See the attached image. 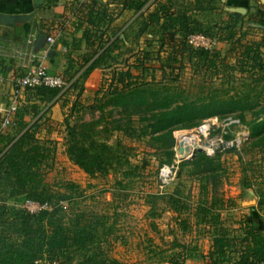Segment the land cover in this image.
Here are the masks:
<instances>
[{
  "label": "trees",
  "instance_id": "obj_1",
  "mask_svg": "<svg viewBox=\"0 0 264 264\" xmlns=\"http://www.w3.org/2000/svg\"><path fill=\"white\" fill-rule=\"evenodd\" d=\"M218 3L73 0L68 22L80 34L70 47L78 50L83 42L84 48L66 56L59 74L65 86L24 88L23 101L0 130V264H39L41 260L70 264L75 257L78 260L72 264H122L108 255L106 233L97 229L101 222L82 212L62 220L58 202L69 200L70 195L54 192L46 181L55 163V141L37 132L48 120L49 105L58 100L62 106L69 103L61 121L64 154L88 177L131 166L128 140L146 139L168 162L174 128L225 114L243 122L242 113L251 112V119L243 122L248 139L239 150L224 153L235 156L239 187L251 189L256 197L251 212L264 214V25H252L243 14L225 11ZM123 12L130 13L128 21L116 25ZM62 25L63 21L41 20L37 33L47 36L54 29L61 31ZM190 34L225 44L224 53L191 47L186 41ZM140 41L144 48L138 46ZM55 43L65 46L60 35ZM152 44L155 49H147ZM120 48L126 53L137 49L131 63L118 59ZM185 69L190 71L189 80L195 81L187 87L179 85ZM92 71L95 88L84 103L80 100L83 83ZM146 71H150L148 79ZM46 72L53 74L47 68ZM85 111L97 116L85 119ZM231 166L221 153L202 152L178 164L176 176L185 168L198 182L194 224L205 228L209 237L201 258L205 264H264V221L243 217L236 221L235 233L219 219L221 199L213 192L228 180ZM61 186L76 189L71 182ZM23 199L46 202L50 209L29 214L6 204ZM166 203L172 212L187 208L178 191L167 195ZM179 224L182 229L187 226L184 220ZM186 253L185 245L175 242L165 263L185 264Z\"/></svg>",
  "mask_w": 264,
  "mask_h": 264
},
{
  "label": "rangeland",
  "instance_id": "obj_2",
  "mask_svg": "<svg viewBox=\"0 0 264 264\" xmlns=\"http://www.w3.org/2000/svg\"><path fill=\"white\" fill-rule=\"evenodd\" d=\"M217 5H221L220 1ZM214 42L210 49L218 50L223 54L226 45L216 40ZM138 46L144 48L141 41ZM147 49H155V44ZM123 51L124 48L117 50L120 53L118 59L126 58L127 62L131 63L133 61L131 55L137 49L134 48L129 53ZM77 52L78 50L75 53ZM119 66L123 67V62H120ZM149 72L146 71L145 79H148ZM189 73L188 69L183 70L179 77L180 86L187 87L191 82H195L189 80ZM154 74L156 79L160 77L159 72L155 71ZM92 83L88 82L87 85L95 88ZM91 97L92 90L82 91L80 100L88 103ZM91 116L96 117L97 113L84 112L85 119ZM242 118L244 121H249L251 112L242 113ZM126 143L132 147V155L129 157L131 166L110 170L103 176L88 177L66 158L62 137L53 169L46 175V181L52 185L54 192L70 195L69 200L58 202L62 220L66 221L75 213L82 212L90 215L93 221L101 222L97 229L106 233L105 236L109 241L108 255L122 264H166V255L175 242L185 245L187 249L185 264H205L201 252H206L209 237L205 228L194 224L193 215L194 205L200 199L197 180L189 176L184 168L179 176L175 174L162 194H156V172L160 164L165 163V156L148 145L146 139L128 140ZM224 157L228 160V164L232 165L228 171L233 170V172L227 181L216 187L213 195L221 199L218 205L221 224L238 233L236 221L245 217L247 220L259 222L258 217L264 219V214L250 211L251 199L255 195L252 192L253 196H251L246 191L248 188L239 187L240 175L234 162L235 156L221 153V158ZM63 182L75 184V192L63 188L61 186ZM175 191L179 192L187 205V208L180 212H172L166 203L167 195ZM206 197H210V194L207 193ZM180 220L186 221L185 229L181 228ZM193 250L196 251L192 252ZM77 260L78 258L75 257L70 264Z\"/></svg>",
  "mask_w": 264,
  "mask_h": 264
},
{
  "label": "crops",
  "instance_id": "obj_3",
  "mask_svg": "<svg viewBox=\"0 0 264 264\" xmlns=\"http://www.w3.org/2000/svg\"><path fill=\"white\" fill-rule=\"evenodd\" d=\"M219 1L225 11L243 14L244 18L251 22L252 25H264V0ZM72 2L73 0H0V13L26 15V19L22 22L10 24L0 22V76L2 77V81L0 82V123L11 105L10 94L12 85L10 79L12 77L21 75L30 65L36 64L39 61L44 63L47 70H51L53 74L59 75L65 68L66 56L68 54L73 55L77 51L72 50L70 47L71 40L73 38L77 39L80 34L79 31L73 32L68 22V8ZM129 16V12H123V17H118L114 23L120 25L122 22L128 21ZM41 20L63 21L62 30L57 31L54 29L49 35H53L54 40L60 35L65 46L55 43L54 45L52 44L53 46L51 45L52 47L47 48L44 43L42 48L34 47L35 40L40 34L37 31L40 29ZM83 48V42H80L78 51H81ZM47 51L51 52L50 56L46 55ZM94 75L95 72L92 71L84 80L83 91L94 90L92 85H87L88 82L90 84L94 82ZM92 84L94 85V83ZM23 99L24 93L22 91L13 104V109ZM68 106L69 103L62 106L60 100L51 103L46 112L48 120L45 125L39 127L37 132L39 137L50 138L55 141V155L58 145L62 141L63 127L61 121ZM25 119L28 120V116ZM4 128L0 126V130ZM246 191L253 196L251 190L246 189ZM254 198L253 196L251 199L250 211L256 203V199ZM6 204L11 205L13 202L7 201ZM247 217L249 218V215ZM258 218L260 219L259 221H264L261 216ZM195 251L193 250L192 252ZM205 253L204 251L201 252L202 255Z\"/></svg>",
  "mask_w": 264,
  "mask_h": 264
},
{
  "label": "built area",
  "instance_id": "obj_4",
  "mask_svg": "<svg viewBox=\"0 0 264 264\" xmlns=\"http://www.w3.org/2000/svg\"><path fill=\"white\" fill-rule=\"evenodd\" d=\"M187 43L193 48L210 49L215 43L213 39L201 34H190L186 38ZM31 42V41H29ZM44 43L49 48L54 43V36H45ZM2 77L0 76V82ZM12 89L10 94V108L0 123L5 127L9 121V114L13 110V104L17 97L26 87L65 86L62 78L57 74L46 72V66L42 61L30 65L21 75L10 79ZM173 143L171 146V156L168 162L160 164L156 172L157 193L162 194L164 188L174 178L178 164L189 160L197 152L211 156L215 153L237 151L248 139L247 126L234 114L223 116H209L199 120L195 125L188 128H174L172 130ZM17 208L29 214H36L43 210H49L50 204L39 203L31 199H23L13 203ZM39 264H61L57 260H41Z\"/></svg>",
  "mask_w": 264,
  "mask_h": 264
},
{
  "label": "water",
  "instance_id": "obj_5",
  "mask_svg": "<svg viewBox=\"0 0 264 264\" xmlns=\"http://www.w3.org/2000/svg\"><path fill=\"white\" fill-rule=\"evenodd\" d=\"M25 19H26V15L0 13V22L2 23L10 24V23L22 22ZM44 39H45V35L43 33H40L35 40L34 47L42 48L44 44ZM46 55L50 56L51 52L47 51ZM196 151L198 152L199 150L197 149Z\"/></svg>",
  "mask_w": 264,
  "mask_h": 264
}]
</instances>
